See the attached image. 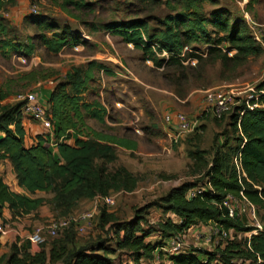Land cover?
Segmentation results:
<instances>
[{
  "label": "trees",
  "instance_id": "obj_1",
  "mask_svg": "<svg viewBox=\"0 0 264 264\" xmlns=\"http://www.w3.org/2000/svg\"><path fill=\"white\" fill-rule=\"evenodd\" d=\"M31 1L34 3L38 0ZM49 1L87 26L89 31L105 29L119 35L157 66H163L166 59L157 55L153 48L155 44L159 45V52L166 50L173 55L167 62L169 65L186 68L182 59L196 58L197 66L190 67L191 75L213 61L221 64V78L232 80L251 57L264 54V47L255 39L248 21L219 6L220 0H124L121 11L114 8L123 13L121 17L113 16L95 23L82 18V15L94 13L95 5L100 0ZM257 2L249 0L248 10H252ZM16 3L17 0H0V11H7ZM207 6L216 7L207 9ZM163 9L166 11L159 14ZM23 24L32 27L33 33L21 35L18 28L10 25L5 17H0L2 56L17 54L31 58L38 46L57 54L68 45H89V41L69 22L59 21L46 13L27 14ZM199 46H206L207 51L197 53ZM97 69L109 71L103 63L91 60L84 70L74 68L72 74L56 81L44 103L54 133L38 134L37 142L31 145L25 142L21 103L0 105V133L3 134L0 137V160L11 161L19 185L30 193L40 190L53 194L50 198H29L12 191L0 176V219L3 223L6 205L15 215L29 213L48 203L53 213L57 212L63 217L72 214L83 199L132 192L138 187V175L125 165L110 168L114 147L136 150L138 142L126 136L97 130L87 122L88 118L104 122L106 116V109L100 101L83 97L95 79ZM51 76L38 68L23 73V77L31 82L46 80ZM256 87L260 91L255 102L257 106L248 108L239 105L221 118V121L229 120L235 149L229 139L223 144L216 142L211 154L210 151L194 149L191 174H198L197 180L185 181L173 187L158 201L164 212L172 213L178 219L167 217L161 220L158 228L147 227L148 209H137L132 219L121 220L116 213L108 211L106 205H102L99 224L103 229L110 225L114 241L100 238L80 246L83 243L75 242L72 231H69L64 237L51 241L49 252L43 247L32 254L29 251L30 241L17 239L9 254L0 257V264H58L59 261L62 264H115L112 257L123 252L129 255L133 264H155L153 261L157 256L162 262L156 264H167L165 261H169L168 264H264V226L253 233L245 244L235 238H224L221 240H226L225 244L222 242L213 251L196 247L179 254L164 251L170 238L200 224H214L216 230L233 231L235 235L255 230V226L245 225L242 218L228 215L223 201L229 194L235 197H242L243 194L264 216V76ZM10 90V83L7 88L0 86L1 102L9 97ZM177 94L184 97L180 91ZM196 130L201 131L200 127ZM74 133L78 137L74 143H70L68 140ZM223 135L228 136L226 133ZM50 139L56 141V153ZM237 150L246 173L241 178L230 163L233 152ZM200 184L205 185V190L189 198V190ZM76 225L74 222L71 224L75 228ZM155 233L158 236L154 237Z\"/></svg>",
  "mask_w": 264,
  "mask_h": 264
},
{
  "label": "rangeland",
  "instance_id": "obj_2",
  "mask_svg": "<svg viewBox=\"0 0 264 264\" xmlns=\"http://www.w3.org/2000/svg\"><path fill=\"white\" fill-rule=\"evenodd\" d=\"M100 1L95 5L94 13L83 14L82 18L95 23L123 15L114 8L121 11L124 0H118V3L113 0ZM248 1L220 0L219 6L228 8L236 17H244L251 23L254 34L257 31L259 35H264V0L254 3L252 10L247 8ZM33 7L37 8V12L46 13L59 21L69 22L89 41V45L79 44V49L75 48L76 45H68L57 54L49 53L42 46H38L33 56L26 58L25 62L21 60V55L13 54L4 57L0 54V86L7 88L9 83L11 85L9 97L3 102L0 101V105L19 103L17 97L32 90L37 91L41 101L46 104L56 81L72 74L74 68L84 70L91 60L103 63L109 71L97 69L95 79L90 83L83 97L90 101L96 99L102 103L106 109L105 121L99 122L94 118H88L87 121L98 130L126 136L138 142L136 150L114 147L110 168L125 165L138 175L139 184L132 192L114 193L116 205L107 207L108 211L116 213L121 220H129L134 217L137 209H148L147 227L158 228L161 220L167 217L176 219L177 217L172 213L164 212L158 201L173 187L185 181L197 180L199 175L191 174L192 153L195 150L214 153L216 142L223 144L226 139L232 142L233 149L236 147L230 133L229 120H215L203 113L202 101L205 91L219 87L257 85L264 76V54L257 58L251 57L244 66L239 68L238 75L232 80L221 78V64L213 61L206 63L199 71L191 75L190 67L197 66L198 60L193 61L195 58L184 59L180 56L181 59L183 58L182 64L186 66L184 68L175 64L169 65L168 57L160 55L159 57L166 60L163 66H157L152 60L145 59L141 50L135 48L132 43L124 42L119 35L105 29L89 31L87 26L53 6L49 0H38L34 3L31 0H17V3L7 11H0V17H5L10 25L18 28L21 35L32 34L33 28L24 25L23 19L25 15L33 12ZM214 7L216 6H207V9ZM115 11L116 14H114ZM165 11L166 9H163L158 13L163 14ZM199 47L196 50L197 53L207 51L206 46ZM35 68L52 76L37 82H31L23 77L24 72ZM177 91L182 92L184 97H180ZM178 111L189 116L194 129L183 134L179 142L173 143L167 134L170 124L166 120V115ZM199 127L201 131L196 130ZM223 133L228 136H224ZM238 154V150L233 152L230 162L236 169ZM148 205H150L149 208H147ZM242 206L247 207L246 203H242ZM100 207L94 211L92 218L85 216L82 219L81 217L87 212H93L90 210L91 203L78 207L71 214L78 219L74 222L77 223L76 228L70 225V228H66L58 236L46 234L44 242L49 243L64 237L69 231H72L75 242L83 243L80 246L100 238L114 241L110 225L103 229L99 224ZM60 217L62 216L57 212H52L51 219ZM239 218H242L248 226H255L257 223L264 226V216L261 211L257 212V219L252 218L248 212H244ZM190 228L185 237L187 242L191 247L207 251L215 250L222 242L224 245V241L228 238H235L243 244L248 243L250 239L246 233L235 235L233 231H230L229 237L221 240L214 224H200ZM32 230L33 228L28 233ZM211 235L212 239L208 240ZM156 236H158L157 233L154 234V237ZM42 245L36 246L33 252H38ZM115 262L126 264L130 262L129 255L127 253L118 255L115 257ZM144 263L148 264V262Z\"/></svg>",
  "mask_w": 264,
  "mask_h": 264
},
{
  "label": "built area",
  "instance_id": "obj_3",
  "mask_svg": "<svg viewBox=\"0 0 264 264\" xmlns=\"http://www.w3.org/2000/svg\"><path fill=\"white\" fill-rule=\"evenodd\" d=\"M35 12H37V8L33 7L32 13ZM248 23L251 26V23L249 21ZM256 32L255 39L264 46V35H259ZM158 46L159 45L157 44L153 46L158 56L162 55L168 57V59L170 58V56H173L166 50L159 52L157 50ZM75 48L79 49L80 46L76 45ZM183 55V53L180 54V56ZM20 58H22L21 60H23L24 62L26 61V58L24 56L21 55ZM194 60L197 59L195 58L193 59V61ZM259 95L260 91L257 89L256 85H248L247 87L230 86L228 88L219 87L214 89H208L205 91V97L202 101L203 113L205 115L209 114L213 117L221 119L224 113L232 111L236 106L246 105V107L248 108H254L258 105L255 102L259 98ZM17 100L21 103V111L24 120L31 119L37 123H40L42 127L40 134L53 135V123L46 111L47 107L39 98V94L37 91L32 90L24 94H20L17 97ZM166 120L170 124V129L169 131H167V134L173 143L179 142L183 134L189 133L194 129L193 122L189 118V116L180 111L167 114ZM236 166L239 177L241 178L242 176H246V173L241 163L240 153L237 155L236 158ZM204 190L205 185H197L196 187L189 190L187 196L189 198H192L197 193ZM114 195L115 194L112 193L110 195L102 196L103 204L107 207L115 206L116 200ZM242 203H246L247 207H243ZM223 206L227 208L228 215L231 218H237L244 212H248L252 218L257 219L256 206L251 203L245 196H243V194L242 197H235L231 194L227 195L223 201ZM85 216L92 218L94 216V213L87 212L81 217V219ZM77 220L78 219L71 214L57 219H50L46 224L34 228L28 234L27 239L30 241L31 245H42L46 239V234L51 236H58L62 231H64L73 222H76ZM255 227V230L247 232L246 234L248 236H251L253 233H256L259 229H262L260 223H257ZM189 230L191 231V228ZM216 232L218 233L220 239L227 238L231 234V232H227L225 230H222L221 232L216 230ZM188 233L189 231L187 230L170 238L164 248V251L169 254H179L188 251L191 248L190 243L187 242V240L185 239ZM0 234H8V229L3 223H0ZM211 239L212 235L208 238V240Z\"/></svg>",
  "mask_w": 264,
  "mask_h": 264
},
{
  "label": "crops",
  "instance_id": "obj_4",
  "mask_svg": "<svg viewBox=\"0 0 264 264\" xmlns=\"http://www.w3.org/2000/svg\"><path fill=\"white\" fill-rule=\"evenodd\" d=\"M23 124H24L25 130H26V138H25L26 144L31 145V144L37 142V135L40 134V132L42 130L40 123L34 122L30 119H25V120H23ZM0 137H3L2 133H0ZM76 137H78V134L74 133L72 135V137L70 138V140H68V141L70 143H74ZM50 141H51L52 148L54 149V152L56 153L57 152L56 151V149H57L56 141H54L52 139H50ZM117 147H119L121 149H127V148H124L122 146H117ZM0 176H2L4 178V181L10 186V189L12 191L24 194L25 196H27L29 198H36V197L50 198L53 195L51 193H48L45 191H40V190H38V191H36V193L32 194L27 189L20 186L18 183V178H17L16 172H15V169H14L11 161L8 159L0 160ZM86 203H89V204L91 203V209L90 210L93 211V213H94V211L96 209H98V207H100L101 204L103 205V198H102V196H97L93 199H83L79 202L78 207H81L83 204H86ZM3 215L5 218V222L3 223L2 222L3 220L0 219V223H3L5 225V227H7L8 234L7 235H0V242L2 243V246L0 248V257L3 255L9 254L12 244L17 239L26 240L27 236H28L27 233L30 229H32V228L34 229L38 226L46 224L51 219L52 212H51L50 204L46 203V204L40 206L38 209L32 210L29 213L20 212V213H17L14 215V211L11 210L8 207V205H6L4 208ZM25 236H26V239H24ZM111 243H113V242H111ZM43 244H44L43 245L44 249L47 252H49V249L51 247L50 246L51 241L49 243L44 242ZM35 247H36L35 245H30V247H29V251L32 254L36 253V252H33ZM40 250H38V251H40ZM122 254H125V252H123ZM118 255H120V254L114 255L112 257L115 264H117L115 262V257H117ZM129 259H130V262H128L126 264H133L130 257H129ZM158 261H159V259L157 256V258L154 259L153 262L156 264V263H158ZM168 262L169 261H165V263H167V264H168ZM60 263L61 262L59 261L58 264H60Z\"/></svg>",
  "mask_w": 264,
  "mask_h": 264
}]
</instances>
